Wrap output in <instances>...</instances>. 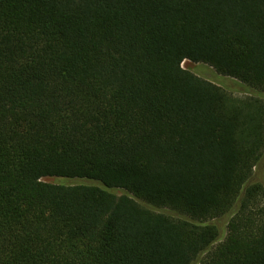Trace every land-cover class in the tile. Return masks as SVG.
<instances>
[{"label": "trees", "instance_id": "1", "mask_svg": "<svg viewBox=\"0 0 264 264\" xmlns=\"http://www.w3.org/2000/svg\"><path fill=\"white\" fill-rule=\"evenodd\" d=\"M262 94L264 0H0V264H264Z\"/></svg>", "mask_w": 264, "mask_h": 264}, {"label": "rangeland", "instance_id": "2", "mask_svg": "<svg viewBox=\"0 0 264 264\" xmlns=\"http://www.w3.org/2000/svg\"><path fill=\"white\" fill-rule=\"evenodd\" d=\"M184 63V64H183ZM181 67L196 76L205 79L217 86L223 87L225 89H228L232 92L233 96L235 97H244L248 95V92H252L249 88H246L245 86L241 85L239 81L222 76L219 73H217L212 67L201 64V63H193L188 60L182 62ZM264 94H262L263 96ZM46 182L50 183H66V184H75L80 181L76 180H66V179H59V178H47L44 179ZM116 195H122L124 193L123 190H112ZM226 236V227H223V233L221 235V240L225 238Z\"/></svg>", "mask_w": 264, "mask_h": 264}, {"label": "bare ground", "instance_id": "3", "mask_svg": "<svg viewBox=\"0 0 264 264\" xmlns=\"http://www.w3.org/2000/svg\"><path fill=\"white\" fill-rule=\"evenodd\" d=\"M184 62V61H183ZM184 64V63H183Z\"/></svg>", "mask_w": 264, "mask_h": 264}]
</instances>
